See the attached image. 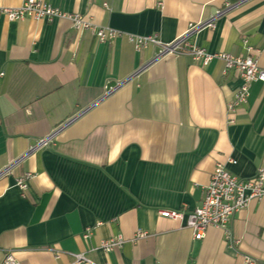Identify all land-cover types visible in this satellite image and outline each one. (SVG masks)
<instances>
[{
    "label": "crops",
    "instance_id": "0c3cea01",
    "mask_svg": "<svg viewBox=\"0 0 264 264\" xmlns=\"http://www.w3.org/2000/svg\"><path fill=\"white\" fill-rule=\"evenodd\" d=\"M42 1L120 36L100 42L64 19L0 17V264L7 254L19 264H74L70 254L90 264H264L263 202L237 212L228 235L208 228L202 240L158 213L199 207L218 164L241 179L264 168V83L250 85L229 122L235 70L157 57L127 39L168 44L201 26L188 41L264 68V0ZM138 231L147 236L132 241ZM118 236L120 248L99 249Z\"/></svg>",
    "mask_w": 264,
    "mask_h": 264
},
{
    "label": "built area",
    "instance_id": "2783aa9c",
    "mask_svg": "<svg viewBox=\"0 0 264 264\" xmlns=\"http://www.w3.org/2000/svg\"><path fill=\"white\" fill-rule=\"evenodd\" d=\"M4 16L9 21H22L31 19L33 21L52 22L55 19H64L71 23V27L77 32L89 31L100 42H109L120 33L107 26H99L93 22L91 17L79 13H65L54 8L42 0H21V4L15 8L0 7V17ZM210 26V25H207ZM212 26V25H211ZM190 27L182 36L173 42L163 44L156 35L137 36L128 35L127 39L136 50H141L149 45L155 46L159 50L157 57L166 55L185 54L202 66H207L214 60L221 61L224 65L223 73L228 70H235L241 81L240 86L234 93V98L227 106L229 122H233L232 116L238 107L247 104L250 96V85L254 82L264 83V68L258 65V61L251 55L233 56L224 52H208L206 49L187 40L188 35L193 30L200 28ZM246 40L244 44L246 45ZM250 51L251 48L247 47ZM3 74H0V77ZM50 138L39 140L37 146H48ZM233 163V161H230ZM33 178L30 173L24 174L16 181V186L24 191L27 189L28 182ZM252 200L264 203V168H259L256 175L251 179H241L232 175L223 165H216L210 176V181L205 187V194L199 207L192 211L184 210H159V215L171 220H179L184 227L190 229L195 240H202L206 236L208 228H216L227 235L229 234V224L233 216L244 209ZM91 233L87 228L83 234L88 238ZM147 236L146 232L138 231L132 241ZM125 242L121 236L103 240L99 244V249L109 252L120 248ZM74 264H90L83 254H70ZM244 264H254V260L245 257ZM3 264H19L14 261L11 254L5 256Z\"/></svg>",
    "mask_w": 264,
    "mask_h": 264
},
{
    "label": "water",
    "instance_id": "95a60500",
    "mask_svg": "<svg viewBox=\"0 0 264 264\" xmlns=\"http://www.w3.org/2000/svg\"><path fill=\"white\" fill-rule=\"evenodd\" d=\"M159 54V50L157 51V55ZM116 82H111V83H109L108 85H107V87H106V89H107V91H109L110 89H112V88H114V87H116ZM36 144H34V146H35Z\"/></svg>",
    "mask_w": 264,
    "mask_h": 264
}]
</instances>
